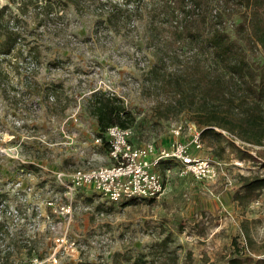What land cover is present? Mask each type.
<instances>
[{
  "label": "rangeland",
  "instance_id": "1",
  "mask_svg": "<svg viewBox=\"0 0 264 264\" xmlns=\"http://www.w3.org/2000/svg\"><path fill=\"white\" fill-rule=\"evenodd\" d=\"M197 1L200 11L212 17L209 9L215 0ZM52 2L46 9L30 7L19 18L22 53L18 55L16 49L9 59L18 56L21 74L4 63L8 73L0 86V213L7 218L4 244L12 253L5 264H35L36 256L48 258L54 248L60 250L59 264H117L116 259L120 264H174L170 256L174 253L177 264L189 259L228 264L237 254L264 257V186L253 193L245 188L247 181L264 178V143L236 142L239 147L224 136L220 140L226 149L220 157L211 135H203V148L192 152L217 163L215 180L171 172L164 175L165 190L158 198L118 203L93 188H82L70 224L55 231V236L66 231L68 240L78 246L56 245L48 228L57 219L48 200L62 202L56 171L112 163L108 152L91 144L83 129L69 136L59 130L65 112L76 109L79 93L86 97V90L101 86L124 95L126 107L136 117L132 124L136 142L169 145L174 138L172 125L187 126L191 114L159 118L154 112L162 94L145 81L155 62L148 43V15H133L128 24L107 27L106 15L95 9V1L80 8L69 1L59 11L61 17L55 16ZM13 9L17 11L15 5ZM236 21L237 15L228 22ZM258 59L264 61L263 56ZM188 139L185 128L182 140ZM167 165L159 170L164 173ZM233 238L240 244L239 252ZM160 241H165L164 250L158 251L155 244ZM116 252L122 255L115 256Z\"/></svg>",
  "mask_w": 264,
  "mask_h": 264
},
{
  "label": "trees",
  "instance_id": "2",
  "mask_svg": "<svg viewBox=\"0 0 264 264\" xmlns=\"http://www.w3.org/2000/svg\"><path fill=\"white\" fill-rule=\"evenodd\" d=\"M69 1L80 8L91 0H55L56 17L62 16L59 11ZM92 1L96 2L99 14L106 15L107 27L119 22L128 24L133 15L149 16L148 43L155 62L145 81L157 94H162L153 107L159 118L189 112L202 135L216 140L215 150L220 157L226 149V143L220 140L225 136L223 130L235 137L229 138L230 145L241 147L234 139L255 145L264 143V61L258 59L264 57V0H215L209 9L212 17L207 11H200L197 0ZM52 5V0L0 2V86L5 84L8 73L4 63L9 62L15 73L21 74L18 56H13L14 61L9 59L16 49L18 55L22 53L20 16L30 7L37 10ZM235 15L238 21L230 24L228 21ZM87 108L97 118L100 136L113 124L132 127L136 118L121 96L104 90L93 92ZM134 134L135 131L132 140L141 143L134 140ZM102 146L108 150L106 141ZM262 186L264 178L245 183L247 193ZM6 219L0 213V264L8 263L12 254L10 245L4 244V235L9 234ZM164 242L156 243V250H164ZM232 243L239 252L238 240L233 238ZM170 256L177 264L176 253ZM125 258L130 260V256ZM120 261L116 259L117 264ZM184 264L214 263L189 259ZM228 264H264V257L237 254L229 258Z\"/></svg>",
  "mask_w": 264,
  "mask_h": 264
},
{
  "label": "built area",
  "instance_id": "3",
  "mask_svg": "<svg viewBox=\"0 0 264 264\" xmlns=\"http://www.w3.org/2000/svg\"><path fill=\"white\" fill-rule=\"evenodd\" d=\"M97 90L119 95L125 100L124 95L112 90L111 87L104 89L97 86L92 89V91ZM172 126L174 138L169 145H162L154 140L135 143L132 140L134 133L132 127L110 125L105 130L104 137L97 134L94 140L97 145H103L106 141L108 155L112 160L111 164L79 167L71 172L56 171V181L61 183L63 188L62 202L56 204L53 199L48 200L49 207L57 218L55 221L49 222L48 228L52 233L51 238L57 246H63L65 249L68 246L72 248L78 246L75 240H68L66 231L59 232L56 236L55 231L58 232V229H64L70 224L76 209L75 198L82 188H93L108 201L118 203L124 199L158 198L165 190L164 175L168 176L171 172H178L180 175L191 173L197 179L207 181L216 179L218 175L217 163L197 157L192 152V149L203 148L202 129L193 121L187 126L182 123ZM185 128L189 132L187 141L182 140ZM223 133L230 139L235 138L227 131L223 130ZM234 140L237 143L242 142L238 139ZM164 163H168V165L162 173L159 167ZM84 209H90V206L85 205ZM99 215L103 216L104 212L100 211ZM48 217L51 216L48 215ZM59 251L54 248L48 258L36 256L34 262L35 264H47L45 260L49 259L53 263L55 261V264H59L61 261Z\"/></svg>",
  "mask_w": 264,
  "mask_h": 264
},
{
  "label": "crops",
  "instance_id": "4",
  "mask_svg": "<svg viewBox=\"0 0 264 264\" xmlns=\"http://www.w3.org/2000/svg\"><path fill=\"white\" fill-rule=\"evenodd\" d=\"M93 88H89V90L87 91V95L88 96H84L85 92L79 93L78 94V98L77 100H74V103L76 104V109L72 110L70 113H66L64 114V120L62 122L61 125H59V130L64 133L65 135H78V133L81 132V129H83V131L85 132L86 136H88L91 139V144L95 145V146H102V145H97L95 143V135H97L98 131H99V124L97 121V118L92 115L89 111V109L87 108V103L88 100L92 97V94L94 91H92ZM84 96V97H83ZM56 117V115H55ZM62 117V118H63ZM87 119H89L90 121H88ZM77 125H80L81 127L78 129L76 128ZM66 141V140H65ZM67 142V141H66ZM63 142V143H66ZM55 143L57 144L58 141H55ZM69 143V142H68ZM107 152V148L102 146ZM108 158L110 159L109 155ZM110 164V163H109ZM108 165V164H106Z\"/></svg>",
  "mask_w": 264,
  "mask_h": 264
}]
</instances>
